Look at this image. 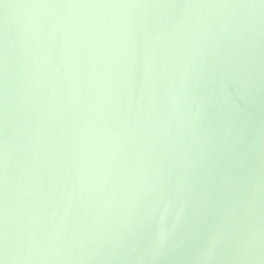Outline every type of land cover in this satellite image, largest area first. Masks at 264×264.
<instances>
[{
    "label": "water",
    "instance_id": "obj_1",
    "mask_svg": "<svg viewBox=\"0 0 264 264\" xmlns=\"http://www.w3.org/2000/svg\"><path fill=\"white\" fill-rule=\"evenodd\" d=\"M103 2L173 7L130 10V35L108 32L90 49L74 38L65 51L50 27L86 10H30L23 38L10 22V240L22 252L33 231L43 242L71 196L63 237L49 252L68 257L59 264H110L91 258L114 251L126 254L112 264H198L205 202L214 220L250 175L264 194V0ZM5 3L15 0H0V73ZM165 205L169 227L184 205L166 246L179 238L178 247L153 258Z\"/></svg>",
    "mask_w": 264,
    "mask_h": 264
},
{
    "label": "clouds",
    "instance_id": "obj_2",
    "mask_svg": "<svg viewBox=\"0 0 264 264\" xmlns=\"http://www.w3.org/2000/svg\"><path fill=\"white\" fill-rule=\"evenodd\" d=\"M4 25H5V44L7 47L8 31L11 25L14 26L18 34L23 38L32 27L30 8L13 3H5ZM173 5L167 4H146L132 3L122 5H92V6H68L54 9L67 10H86L83 15L75 11H70L63 21L55 20L51 23L52 31L59 32L65 51L71 46L73 39L81 43L86 49H90L95 43L100 46L104 43L106 33L115 32L130 35L133 30L132 18L128 15L130 10L168 8ZM185 8H244L255 9L252 5H184ZM124 10L120 16L104 15L103 10ZM154 39H159L157 35ZM237 114L243 111L236 108ZM264 140V134L259 137ZM228 183H236L235 178L228 175ZM262 190L257 178L250 175L249 178L239 184L238 191L231 195L227 203L223 206L222 214L217 218L207 219L210 208L207 202L204 206L206 217V231L203 236V246L197 257L198 264H212L218 258L222 260L233 259L235 264H248L255 261L264 264V213L261 210ZM72 208V197L69 196L64 210L59 213V223L48 233L47 238L42 242L38 231L29 233V243L23 252L20 247L14 245L10 240L8 218L6 221L3 255L0 256V264H59L60 261L68 259L62 255L49 254L51 247L59 242L63 237L64 226L68 220L69 212ZM55 219L57 212L53 209L51 213ZM169 206L165 205L159 219V230L151 246L153 258H158L162 253L169 252L178 247V239L171 242L170 239L176 228L181 224L184 215V205L175 215L173 224L168 226ZM185 233V232H184ZM188 239L185 234V240ZM183 242V241H181ZM125 251L112 252L107 256L92 257L94 261L107 260L112 264L114 260L120 259L125 255Z\"/></svg>",
    "mask_w": 264,
    "mask_h": 264
},
{
    "label": "snow or ice",
    "instance_id": "obj_3",
    "mask_svg": "<svg viewBox=\"0 0 264 264\" xmlns=\"http://www.w3.org/2000/svg\"><path fill=\"white\" fill-rule=\"evenodd\" d=\"M15 4L30 8H63L68 6L92 5H122L132 3L103 2V0H72V2H40V0H15ZM240 5V4H237ZM247 6V5H245ZM254 6V5H252ZM5 38V25L2 21ZM0 105H2V131H0V256L3 255V239L8 218V181H9V153H8V51L5 44L3 52L2 73H0Z\"/></svg>",
    "mask_w": 264,
    "mask_h": 264
}]
</instances>
